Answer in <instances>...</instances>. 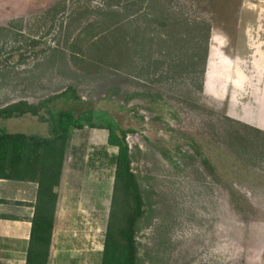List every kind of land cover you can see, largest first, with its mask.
Wrapping results in <instances>:
<instances>
[{
	"label": "rangeland",
	"instance_id": "374dc122",
	"mask_svg": "<svg viewBox=\"0 0 264 264\" xmlns=\"http://www.w3.org/2000/svg\"><path fill=\"white\" fill-rule=\"evenodd\" d=\"M183 1L212 25L204 88L164 85L148 112L141 97L126 100L152 91L121 82L118 36L108 32L114 21L102 17L100 0H0V109L73 87L82 98L78 113L105 112L136 131L127 142L146 206L139 264H264V162L245 161L237 154L243 143L232 139L248 136L242 125L264 132V8ZM0 132L50 135L31 116L0 121ZM107 139L105 130L76 131L64 167L72 221L97 248L114 190L117 150ZM232 192L245 202L236 204Z\"/></svg>",
	"mask_w": 264,
	"mask_h": 264
},
{
	"label": "trees",
	"instance_id": "16d2710c",
	"mask_svg": "<svg viewBox=\"0 0 264 264\" xmlns=\"http://www.w3.org/2000/svg\"><path fill=\"white\" fill-rule=\"evenodd\" d=\"M100 1L105 9L101 11L102 17L114 21V33L110 28L108 32L118 36V67L124 79L121 82L134 79L152 91L147 97L127 94V101L141 97V107L153 112L154 96H160L164 85L197 83L199 92L203 91L212 37L210 22L191 13L183 0ZM102 39L105 41L107 36L101 38L100 46L106 44ZM79 104L82 98L75 88L69 87L39 104L20 101L0 109V121L31 116L50 129L49 136L0 132V180L38 185L27 264L49 262L66 157L74 133L85 129L107 131L108 146L117 150L112 207L101 264H139L138 232L146 206L127 142L128 136L136 131L123 129L105 112L78 113L75 108ZM242 126L248 132L247 137L238 132L232 134L234 143L239 139L244 145L243 152L237 154L245 161L257 157L264 162V132ZM232 195L236 204L245 202L237 193Z\"/></svg>",
	"mask_w": 264,
	"mask_h": 264
},
{
	"label": "crops",
	"instance_id": "0c3cea01",
	"mask_svg": "<svg viewBox=\"0 0 264 264\" xmlns=\"http://www.w3.org/2000/svg\"><path fill=\"white\" fill-rule=\"evenodd\" d=\"M259 3L263 10L264 2ZM64 174L65 169L48 264H101L103 246L97 248L72 221L78 216L63 195ZM37 196L36 183L0 180V264H27Z\"/></svg>",
	"mask_w": 264,
	"mask_h": 264
}]
</instances>
